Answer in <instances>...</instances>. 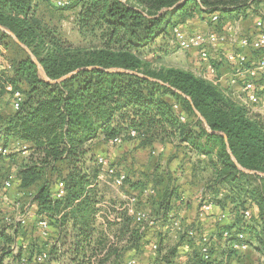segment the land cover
Here are the masks:
<instances>
[{
    "label": "trees",
    "instance_id": "16d2710c",
    "mask_svg": "<svg viewBox=\"0 0 264 264\" xmlns=\"http://www.w3.org/2000/svg\"><path fill=\"white\" fill-rule=\"evenodd\" d=\"M250 1L69 0L57 6L55 0H0V46L10 33L28 50L11 69L0 72L1 87L12 85L23 94L18 110L0 115V147L17 141L27 144L30 153L20 165L19 187L73 242L63 237L64 242L51 245L47 258L38 262L35 259L46 247L39 238L26 248L20 246L15 254L10 249L14 238L4 233L0 264H64L65 259L70 264H91L104 249L106 239L94 238L102 233L95 226L101 167L91 144L100 138L136 139L139 145L175 144L177 150L189 148L203 156L193 166L194 177L204 183L205 196L224 213L234 214L232 225L245 234L242 242L248 249H236L239 238L233 233L224 238L223 232L232 230L223 227L211 257L205 259L199 248L193 264H231L233 260L264 264L260 260L264 258V116L241 105L232 90L201 75L147 68L148 54L167 52L165 44L174 27L193 18L197 10L239 16L242 10L248 11ZM43 7L54 12L75 10L78 32L92 40L91 47L77 49L62 38L58 27L45 20ZM208 26L215 28L211 22ZM156 169L145 171L143 181L163 190L159 209L165 213L175 180L170 171ZM135 177V173L126 175L124 185L145 187L140 180L134 182ZM61 181L65 194L57 197ZM4 217L8 215L0 219ZM124 219L119 231L130 234L126 248L110 247L98 264H124L129 250L139 251L143 227H130L132 218L127 213ZM175 255L176 249L170 250L165 264H174Z\"/></svg>",
    "mask_w": 264,
    "mask_h": 264
},
{
    "label": "crops",
    "instance_id": "0c3cea01",
    "mask_svg": "<svg viewBox=\"0 0 264 264\" xmlns=\"http://www.w3.org/2000/svg\"><path fill=\"white\" fill-rule=\"evenodd\" d=\"M195 25L198 29L201 27L202 29H206V25H204V22L201 20ZM227 70L228 68L221 73H225L226 75L229 74L232 71V67L230 66V70ZM98 142H102L103 146L101 147L100 145V148H98L96 145ZM91 145V147L94 146V152L97 154V158L101 155L105 156L111 165L115 166L119 172L126 175L135 173L136 179L133 178L135 179L134 182L140 180L143 183V180H147L143 175L145 172L143 171L144 168L132 165V151L140 146L136 139L115 142L100 138L92 142ZM173 147L172 144H155L156 150L158 149V152L163 154V161L158 163L156 168L159 169V172L164 169L170 171L175 180V185H173L175 190L170 209L165 213L160 212L159 209V202L163 190L157 188L153 182H144L146 183L145 187H138L139 189H134L129 187L128 184H125L121 187L119 192L107 187L103 183H99L98 190L100 200L97 205L99 209L95 216V226L100 229L102 233H96L97 236L94 238L102 235V237L106 239V243L104 249L93 257L91 264H98V259L105 255L110 247L117 246L120 249L126 248L130 234L124 233L122 235L119 228L125 223L124 214L127 213V211L120 210L118 206H122L130 196L137 197L136 210L143 212L149 219L138 222L134 215L127 213V216L132 218L130 227H140L141 225L142 227L144 226V228L141 230L142 238L140 240L139 251L136 253L133 249L129 250L126 254L127 259L124 264H126V261L131 257L136 258L137 264H165L163 259L170 250L173 249H176V255L173 258L174 264H193V254L199 250L200 243L206 240L211 244V247H217L220 230L223 229V227H230L232 231L236 230L232 225L234 214L224 213L213 200L211 201V198L207 196V194L205 196V192H203L204 183L194 177L193 166L198 160L204 157L197 155L196 151L189 148H186V150L185 148L179 149L172 154L174 150ZM118 148H120V151L115 152L114 150ZM29 153L30 152L26 153L27 158L29 157ZM168 154L169 156L171 154V159ZM167 156L168 158H165ZM26 157L24 156L25 159ZM156 168L153 166L151 171L155 172ZM19 169L20 166L15 169L17 175L15 176L16 178L12 180L13 186H11L18 187V192H13V196L16 200L13 199L11 201L9 198H6V196L0 197L1 200H7V205L11 206L10 209L7 210H2L1 208V211L10 213L5 215L17 218L21 211L15 209L12 204L16 201H26L22 208L23 213H21V215H24L25 222L28 221V224L33 222L34 225L37 224L39 226L41 230L40 236L43 238L42 242L46 246L43 251V255H45L46 259L51 245L54 243L58 245L62 244L64 242L63 237H66V239L68 237L67 241L69 242H72V240L69 239V236H64L63 231L66 230L62 231L56 228L45 218L43 213L39 211L37 204L33 201L32 196L29 198L27 193V198H25L26 192L19 187ZM231 206L230 204L229 209H232ZM252 210L255 211V213L257 212L255 207H253ZM104 211H106L107 214H113L116 220L107 223L106 220H103L102 217L99 216ZM37 220L38 223L36 222ZM42 220L48 221V226L46 228L40 226ZM13 224L15 223L8 225ZM190 230H193L195 235L191 236ZM154 246H157V248L154 249ZM65 247L67 248V245ZM260 260L263 262L264 258L261 257ZM112 262L109 261L106 264H111ZM231 264H239V262L233 260Z\"/></svg>",
    "mask_w": 264,
    "mask_h": 264
},
{
    "label": "built area",
    "instance_id": "2783aa9c",
    "mask_svg": "<svg viewBox=\"0 0 264 264\" xmlns=\"http://www.w3.org/2000/svg\"><path fill=\"white\" fill-rule=\"evenodd\" d=\"M57 6H65L69 4V0H55ZM250 8L248 12L253 19L251 29L248 32L243 31L237 24L238 22H233L223 28V31L218 32L212 29L208 24L211 22L217 25L222 20V15L219 12L206 14L204 19V24L207 26V30L203 32L188 33L183 26H175L173 29L172 44L177 46L182 50H198L200 61L202 63L205 72L201 74L202 77L207 78L213 83L219 85L224 84V89H227L225 84L229 82L228 85L233 86L232 96L241 105L246 106L248 109L251 107H259L264 111V55L256 56L255 60L253 57L249 56L248 51H262L264 50V11L259 8V4L254 6L253 0L249 2ZM242 20V18H239ZM238 21V20H237ZM239 24V23H238ZM228 45L226 52H222V47ZM218 50L221 53L220 58H214L212 56V51ZM224 58L229 66L232 67V71L229 74L220 75L217 67L212 63V60H216L218 63ZM219 59V60H217ZM252 59V60H251ZM4 68L3 62L0 60V71ZM222 86V85H221ZM6 90L10 92L11 100L13 101L14 109L18 110L23 101V94L19 90H14L12 85H7ZM251 106V107H250ZM185 120V117H182ZM132 136H136L135 131H131ZM115 142H120V139H115ZM15 151H22L23 153H28L29 147L27 144L17 141L11 146ZM10 147H0V153L3 155L9 154L13 151ZM97 163L100 165L101 172L98 176V182L103 183L107 187L119 192L121 187L124 185L126 175L117 170V168L111 165L106 157L99 156L97 158ZM11 181L6 180L4 182L5 188L11 187ZM65 194L64 183L61 181L58 183L57 197H62ZM137 203L136 196H130L126 199V202L122 206H118L120 210H126L130 215H134L138 222H143L149 219L143 212L136 210L135 206ZM16 209L21 210L24 203L15 202ZM208 208V207H207ZM251 217L250 210L245 212L246 220ZM116 218L113 214L107 215V223L110 221H115ZM15 222L25 223L24 215H19L17 218L4 217L0 219V226L3 223L11 224ZM42 228L48 226L47 220H42L40 223ZM144 228V226H143ZM235 231H224L223 237L228 238L233 234L239 238L240 243L234 244V247L239 250H245L248 245L242 240L245 239V234L243 232L239 233ZM233 233V234H232ZM190 235H195L193 230H190ZM157 246H154L156 249ZM199 248L202 251L205 259H209L211 244L204 240L200 243ZM45 258V255H42ZM128 264H137L135 258L131 259Z\"/></svg>",
    "mask_w": 264,
    "mask_h": 264
},
{
    "label": "rangeland",
    "instance_id": "374dc122",
    "mask_svg": "<svg viewBox=\"0 0 264 264\" xmlns=\"http://www.w3.org/2000/svg\"><path fill=\"white\" fill-rule=\"evenodd\" d=\"M249 0H246L248 2ZM260 5L259 8L264 11V0H257L254 6ZM54 10V9H53ZM42 13L45 17V20L49 22L51 25H56L59 29L60 36L64 39L69 40L77 49H86L90 48L92 43V40L89 38L84 37L78 32L77 29V23H76V11L75 10H61L59 12H54L50 8L48 9L47 7L42 8ZM206 13L203 11L197 10L194 14L193 18H190L186 21V23L183 24H178L180 25H185L184 29L188 31V33H195V32H203L206 31L207 28L198 29L195 24L199 23V20L202 22L203 19L202 17L205 16ZM224 16L225 14L222 13ZM239 18H242L240 20ZM194 19V20H193ZM196 19V20H195ZM238 20V21H237ZM238 22L234 23L237 24L243 31L248 32L249 29H251L253 19L250 16V13L246 11L245 9L241 11V14L237 16V13L232 14V15H225L224 18L217 24L215 25V30L218 32L223 31V28L226 27L227 25L233 23V22ZM195 22V23H194ZM199 25V24H198ZM205 25V24H204ZM172 37L173 35H169L167 37V43L165 44L167 46V52L165 51H160L157 54H155V51L148 54V69H153V70H160V69H170V68H176V69H181L189 72H193L197 75H201L202 73L205 72V69L202 66V63L200 61V56L198 50H182L179 49L177 46L172 44ZM228 45H225L222 47V52H226L228 49ZM25 50L27 48L25 46H22L18 43L16 37H14L12 34L9 33L8 37H5V43L4 45L0 46V60L4 64V70L11 69V66L13 65L14 61L20 60L21 58L25 57ZM213 53L212 56L214 58H220L221 53L218 50L217 52H214V49H210ZM249 56L253 57L252 59H255L256 56L264 55L263 51H248L247 52ZM251 59V60H252ZM214 60V59H213ZM219 60V59H217ZM226 60L222 58V61L219 62L217 66V70H219L220 75H224L225 73L223 72L226 68L230 70V66ZM227 70V71H228ZM1 74H3V71H0ZM41 74L43 75L44 72L41 69ZM44 76V75H43ZM229 82L226 85L228 87L227 89H232L233 86L228 85ZM219 85H222V87H225L224 84L220 83ZM5 89V90H4ZM8 91L6 88L3 86H0V115L1 116H7L8 113H11V110L14 109L13 104L11 103V99L9 97V94L7 93ZM7 101H10V105L7 104ZM261 106V105H260ZM259 107H251L250 110L252 112H256L258 114H261L264 116V111ZM11 145L9 146L11 149H13L11 146L13 143H10ZM103 146L102 142L97 143V147L100 148ZM174 147V150L172 151V154L177 152L176 145L172 144ZM118 149H115L114 151H120ZM133 154L131 155L132 159V165H136L139 168L143 167V171L151 172V168L153 166H156L158 163L163 161V154L161 152H158V149L156 150L155 145L152 144H141L138 146L134 151H132ZM114 153V152H113ZM23 155V156H22ZM24 156L26 157L27 155L22 151H11L7 155H0V197H5L9 198L11 201L14 198L13 192H18L17 189L18 187H10V188H5L4 182L6 180L11 181L15 179L16 177V172L15 169L19 167L22 162L24 161ZM169 156V154H168ZM165 157V158H168ZM170 159H171V154H170ZM27 158V157H26ZM163 165V164H162ZM147 177V176H146ZM151 180V178H148ZM155 182V181H154ZM151 183V182H150ZM13 184V183H12ZM11 184V186H13ZM8 200V201H10ZM16 200V199H15ZM7 200H1L0 199V216L3 217L5 214H10L8 212H3L2 210H7L10 209L11 206L7 205ZM19 202V201H16ZM20 203H26V201L20 202ZM14 208L16 209L15 204H12ZM9 207V208H8ZM5 208V209H4ZM9 211V210H8ZM21 213H23V210H20ZM15 212V211H14ZM16 213V212H15ZM107 212L104 211L102 212L99 216L102 217L103 220L107 219ZM38 223V220L36 221ZM1 225L0 226V235L4 234L6 236H11L14 238V243L11 244L10 249L16 254L17 250L19 249L20 246H25L29 241H31L33 238H39L40 242L43 240V238L40 236L41 235V230L39 226L36 224L34 225L33 222L28 224V221L23 223V222H15L13 225ZM2 240H0V256L2 254L4 249V245L2 244ZM26 248V247H24ZM43 255V254H42ZM41 256H37L35 259L36 261H43L45 258H42ZM256 257V256H254ZM261 258V257H260ZM68 259H65L63 262L64 264H70ZM86 262V261H84ZM9 263V262H7ZM262 263V262H261ZM33 264H36L33 263ZM57 264V263H53ZM88 264V263H87ZM240 264V262H239ZM257 264H260L257 262Z\"/></svg>",
    "mask_w": 264,
    "mask_h": 264
}]
</instances>
